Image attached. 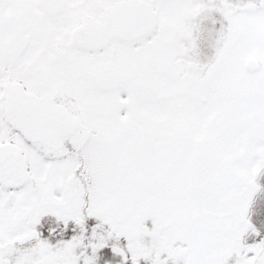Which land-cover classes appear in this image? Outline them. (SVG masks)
<instances>
[{
  "label": "snow or ice",
  "instance_id": "snow-or-ice-1",
  "mask_svg": "<svg viewBox=\"0 0 264 264\" xmlns=\"http://www.w3.org/2000/svg\"><path fill=\"white\" fill-rule=\"evenodd\" d=\"M0 264H264V0H0Z\"/></svg>",
  "mask_w": 264,
  "mask_h": 264
}]
</instances>
